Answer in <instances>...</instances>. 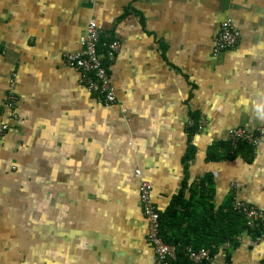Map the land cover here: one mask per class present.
<instances>
[{"label":"crops","instance_id":"1","mask_svg":"<svg viewBox=\"0 0 264 264\" xmlns=\"http://www.w3.org/2000/svg\"><path fill=\"white\" fill-rule=\"evenodd\" d=\"M227 17L240 43L214 55ZM91 20L121 44L110 106L65 62ZM2 123L0 264H154L142 180L160 211L206 175L217 206L264 209V136L209 159L230 129L264 127V0H0ZM236 238L209 264H264V237Z\"/></svg>","mask_w":264,"mask_h":264},{"label":"built area","instance_id":"2","mask_svg":"<svg viewBox=\"0 0 264 264\" xmlns=\"http://www.w3.org/2000/svg\"><path fill=\"white\" fill-rule=\"evenodd\" d=\"M102 31L97 22H89L86 33L81 38V50L65 54V62L76 70L80 75V83L105 106L117 103L118 98L115 86L110 73L121 44L119 40L112 39L104 44L105 54L100 51L102 42ZM241 40V32L231 17L225 18L220 25L218 34L215 37L213 54L217 55L222 51L232 50L237 47ZM106 57L108 64H105ZM18 101L14 87V78L5 100V107L14 114ZM204 119L199 120V128L205 126ZM9 129V125L0 124V136ZM264 136V127L255 130L245 127L232 128L228 132L227 141L236 149L240 144H250L255 148L260 146ZM139 173V172H138ZM139 200L141 203L144 218L147 223V241L154 251V264H170L176 258V248L166 243L161 235L160 210L153 200V185L148 180H142L139 187ZM234 209L242 213L247 224L254 227L258 223H264V209H261L248 202L234 200ZM186 254L192 264H204L211 259L209 249L194 250L186 248Z\"/></svg>","mask_w":264,"mask_h":264},{"label":"trees","instance_id":"3","mask_svg":"<svg viewBox=\"0 0 264 264\" xmlns=\"http://www.w3.org/2000/svg\"><path fill=\"white\" fill-rule=\"evenodd\" d=\"M112 39L106 40L102 36L100 51L105 54L104 44ZM105 64H108L106 57ZM111 73V71H110ZM191 134L199 130L198 116L194 117L192 126L189 128ZM224 148V153L229 151L248 154L252 157L255 151L253 145L244 143L236 149L228 141L215 144L209 151V159L223 158L225 154L218 152L219 147ZM250 156L247 157L250 162ZM214 181L211 175H206L199 184L194 187L185 186L175 195L168 207L160 211L161 235L164 241L176 248V258L170 264H192L186 254V248L194 250L209 249L211 259L215 257L221 248L227 246H238L237 235L245 232L254 240L264 237V223H258L254 227L247 224L245 216L234 209V195L217 206L213 201L211 191ZM187 191L190 196L187 197ZM206 261L204 264H209Z\"/></svg>","mask_w":264,"mask_h":264},{"label":"rangeland","instance_id":"4","mask_svg":"<svg viewBox=\"0 0 264 264\" xmlns=\"http://www.w3.org/2000/svg\"><path fill=\"white\" fill-rule=\"evenodd\" d=\"M258 148V146L255 148V149H257ZM233 150H234V148H233ZM230 153H231V151H229Z\"/></svg>","mask_w":264,"mask_h":264}]
</instances>
